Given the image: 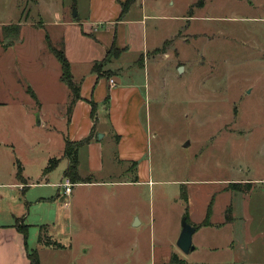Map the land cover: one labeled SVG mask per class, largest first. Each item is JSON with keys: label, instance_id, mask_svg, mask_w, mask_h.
Returning <instances> with one entry per match:
<instances>
[{"label": "rangeland", "instance_id": "374dc122", "mask_svg": "<svg viewBox=\"0 0 264 264\" xmlns=\"http://www.w3.org/2000/svg\"><path fill=\"white\" fill-rule=\"evenodd\" d=\"M200 1L135 6L143 3L152 16L145 26L160 47L147 54L146 71L133 42L121 59L127 82L151 91L142 157L150 183L129 184L137 163L120 164L108 149L106 173L94 179L128 184L91 189L92 216L80 223L93 233L72 242L74 264H168L172 255L185 264L264 262V0ZM73 9L84 20L89 0H0V224L14 221V195L55 194L53 188L11 193L9 184L17 183L18 161L24 174L37 177L50 154H59L58 135L68 124L73 92L59 77L45 33L57 47L68 37L88 59L96 56L90 41L79 40L78 25L64 24L77 19ZM12 24H21L22 33L9 47L2 30ZM88 59L75 62L81 75L89 74ZM50 175L47 182H59V169ZM187 206L198 227L210 208L212 226L194 234L196 249L185 255L177 240ZM43 211L49 212L33 207L26 223H40ZM37 231L28 237L31 248Z\"/></svg>", "mask_w": 264, "mask_h": 264}, {"label": "crops", "instance_id": "0c3cea01", "mask_svg": "<svg viewBox=\"0 0 264 264\" xmlns=\"http://www.w3.org/2000/svg\"><path fill=\"white\" fill-rule=\"evenodd\" d=\"M138 1L121 18L122 5L127 0H89V11L84 20L79 18L73 22H64L65 25H78L75 30L79 40L83 42V38L88 42L90 41L96 56L88 59L86 51L81 50V47L69 46L68 37L65 38V41L63 39L66 57L71 63L74 82L80 86V99L72 105L74 99L72 93L71 108H69L66 117L68 124L58 135L61 141L58 157L50 154L46 161L47 166L40 168V173L37 174L36 178L29 173L24 174L21 163L18 161V169L19 167L22 169L24 180L20 179L18 170L16 174L17 183L9 184L11 193H16L17 189L19 192L25 193L32 189L53 188L55 194H52L51 197L42 195L33 199V197H29V191L22 198L17 199L15 195L12 197L13 203H15L12 209L14 221L10 224H0V264H30L27 257V246L29 250H38L40 264H74L72 260L74 244L72 242L78 239L84 240L93 233V229L89 228L90 233L87 234L81 227L82 223H80L82 220L87 225L89 221L86 220V217L92 216L91 200H88L91 189L93 187L118 188L128 184L125 181L107 182L94 179L106 173L105 158L108 156V149L112 155L115 153L120 164L137 163L135 166L133 165V170L138 167L137 175L134 181L129 184L150 183V169L142 157L145 155L144 148L146 149L145 145L148 141L145 128L146 120L143 116L147 110L146 101L151 96V91H148L147 85L143 90L141 84L127 82V72L124 71L125 67L121 65L123 63L121 59L125 57L131 42L136 45L135 52L141 53L139 64L142 58L144 59L140 66L145 71L147 66H150L146 58L147 54L160 48L158 41H149L148 28L145 25L152 16L146 13L143 3L139 9H135ZM135 15L138 16L134 17ZM43 41H45V37ZM163 43L165 44V42ZM114 46L119 50L122 49L123 52L119 58H113L112 62L105 67V70H108L110 74L99 77L93 72V66L96 62L103 61ZM52 56L55 58L53 54ZM84 59H88L89 74L81 75L80 71L74 69V66L75 62L81 64ZM59 77L62 80L61 64ZM111 79L115 80V87L111 86ZM92 103L96 106L95 113H93ZM42 121L43 118L39 120V123L44 129L47 124H43ZM92 133H94L92 141L79 147L76 151L78 174L83 181L75 184L70 195L72 197L71 203V197H64L58 187L62 178L67 177L66 173L69 169L70 159L65 153L66 144L67 142L77 144L89 138ZM51 163L54 166L48 168ZM56 169L60 171L59 182L54 184L47 182L50 181V173ZM114 170L109 167L110 175ZM103 196H106L105 199H109L106 192ZM102 201L108 202L104 199ZM119 205L120 203L117 207ZM33 207L38 211L45 209L49 212L47 214L43 211L42 215L37 214L40 216V223L28 225L26 220L31 216ZM135 216L137 215L135 214L133 219ZM138 221H142V218L140 217ZM18 222L28 227V237L31 235V229L37 228L39 230L36 233L37 237L34 238V248L29 246L28 238L27 245H25L24 235L15 228ZM171 259L168 260L171 262ZM243 264H264V262H246Z\"/></svg>", "mask_w": 264, "mask_h": 264}, {"label": "trees", "instance_id": "16d2710c", "mask_svg": "<svg viewBox=\"0 0 264 264\" xmlns=\"http://www.w3.org/2000/svg\"><path fill=\"white\" fill-rule=\"evenodd\" d=\"M136 1L137 0H127V2L122 5L121 18L126 15V13L130 10V8L134 5ZM203 1L204 0H201L200 2L203 3ZM78 19L79 18L77 17V19L75 20H78ZM2 32H3V37L10 40V43L8 46L12 47L16 43V41H18L19 38L21 37V33H22L21 24H12L11 26H4ZM45 41H46V46H48L50 52L54 55L56 60L59 61L61 64L62 81L68 86L71 92H73L74 99H73L72 105H74L76 101L80 99V91H79L80 86L79 84L74 82V77L72 76V72H71V63L70 61H68L66 57L64 42L60 45V47L55 46L51 40L49 33H45ZM122 52H123L122 49L119 50L116 46L112 47L111 50L107 53L105 59H103V61L96 62L94 64L93 72L96 73L99 77H102L105 74H110L108 71H104L105 67L112 62L113 58L115 59L119 58ZM29 91L30 93H32L33 97L37 101L36 93H34L31 88L29 89ZM92 106H93V113H95L96 106L94 103H92ZM93 134L94 133H92L89 136V138L81 142H78L77 144H72L71 142H67L66 144L65 153H66V156L70 159V163L68 167L69 169L66 173V176L69 177L71 181L75 184H78V182L83 181V179L78 174V168H77L78 159H77L76 151L79 147L90 143L93 139L92 137ZM53 166L54 165L51 163L48 168H52ZM18 175L21 180H24L22 176V169L20 167H19ZM182 196H183L182 199L186 201V203L188 204L189 196H187L186 192ZM188 209H189V206H187V211ZM208 210L209 211L206 215V219L202 222L201 226L200 227L196 226L197 231L201 229V227L212 226L210 223L212 210L210 208ZM186 216L188 217V220H189V211L186 213ZM228 221L230 222V219H228ZM15 228L17 229V231H20L24 235L25 240H26L25 245H27L28 227L25 225H21L20 222H18ZM45 244L47 245V243ZM27 251H28L27 257H28V260L30 261V264H40L41 263L39 259V252L37 249L29 250L27 246ZM169 264H185V263L183 260L179 259L177 255H172V259Z\"/></svg>", "mask_w": 264, "mask_h": 264}, {"label": "water", "instance_id": "95a60500", "mask_svg": "<svg viewBox=\"0 0 264 264\" xmlns=\"http://www.w3.org/2000/svg\"><path fill=\"white\" fill-rule=\"evenodd\" d=\"M73 15L74 18H77V12L75 9H73ZM183 68V67H182ZM182 68H180V72H182ZM182 232L177 240L179 249L185 254H189L193 251H195L196 247L194 245L193 236L197 232V227L192 225L188 217L186 216L182 220Z\"/></svg>", "mask_w": 264, "mask_h": 264}, {"label": "built area", "instance_id": "2783aa9c", "mask_svg": "<svg viewBox=\"0 0 264 264\" xmlns=\"http://www.w3.org/2000/svg\"><path fill=\"white\" fill-rule=\"evenodd\" d=\"M110 84L112 87H115L116 86L115 80L111 79ZM58 187L61 189V193L64 195V197L66 196L69 197L73 192L75 183H73L69 177H64L62 181L59 183Z\"/></svg>", "mask_w": 264, "mask_h": 264}]
</instances>
